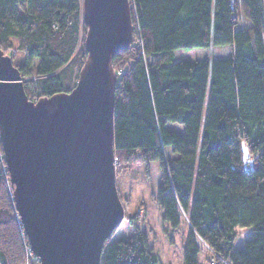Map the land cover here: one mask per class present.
I'll return each mask as SVG.
<instances>
[{
	"label": "trees",
	"instance_id": "trees-1",
	"mask_svg": "<svg viewBox=\"0 0 264 264\" xmlns=\"http://www.w3.org/2000/svg\"><path fill=\"white\" fill-rule=\"evenodd\" d=\"M130 3L132 42L111 61L115 170L158 163L161 219L176 229L183 215L188 226L181 264H200L201 247L204 264H264V0ZM85 30L81 0H0V49L32 101L74 87ZM210 44L232 54L172 58ZM137 220L132 236L104 241L99 264H159ZM238 228L250 236L234 248ZM25 245L0 144V264H23Z\"/></svg>",
	"mask_w": 264,
	"mask_h": 264
},
{
	"label": "water",
	"instance_id": "water-1",
	"mask_svg": "<svg viewBox=\"0 0 264 264\" xmlns=\"http://www.w3.org/2000/svg\"><path fill=\"white\" fill-rule=\"evenodd\" d=\"M86 58L74 87L28 99L0 49V144L12 201L39 264H99L124 219L115 183L113 56L133 37L129 0H81Z\"/></svg>",
	"mask_w": 264,
	"mask_h": 264
},
{
	"label": "rangeland",
	"instance_id": "rangeland-1",
	"mask_svg": "<svg viewBox=\"0 0 264 264\" xmlns=\"http://www.w3.org/2000/svg\"><path fill=\"white\" fill-rule=\"evenodd\" d=\"M83 36L85 37V33ZM83 38L82 40L84 41ZM11 53L13 62L22 60V53L14 50ZM231 54L232 47L229 45L216 46L210 44L207 47L175 49L172 58L174 61L212 60L227 58ZM7 55L9 56L8 53ZM168 127L180 134L183 130L182 126L177 123H169ZM171 153V149L166 147L165 156L168 158ZM115 183L119 199L123 205L124 219L112 232L109 241H118L132 236L134 234V226L130 223L129 218L137 215L136 228L146 234L150 247L158 256L159 264H181L184 238L187 234L188 226L183 215H181L182 221L176 229H171L161 219V211L155 200L157 187L160 183L158 163L153 161L148 165L141 162H132L127 165L120 164L115 170ZM249 236V229L238 228L237 237L233 245L234 248L242 246ZM205 257L206 252L201 247L198 262L204 264L203 260ZM23 264H39L27 245L24 247Z\"/></svg>",
	"mask_w": 264,
	"mask_h": 264
},
{
	"label": "built area",
	"instance_id": "built-area-1",
	"mask_svg": "<svg viewBox=\"0 0 264 264\" xmlns=\"http://www.w3.org/2000/svg\"><path fill=\"white\" fill-rule=\"evenodd\" d=\"M129 3H130V0H129ZM130 5H131V8H133L134 7V5H133V3H130ZM12 52V51H11ZM114 162H116V157L114 156ZM29 251H30V249H29ZM31 252V251H30ZM32 253V252H31ZM33 255V254H32ZM34 256V255H33ZM35 257V256H34ZM38 260V259H37Z\"/></svg>",
	"mask_w": 264,
	"mask_h": 264
},
{
	"label": "crops",
	"instance_id": "crops-1",
	"mask_svg": "<svg viewBox=\"0 0 264 264\" xmlns=\"http://www.w3.org/2000/svg\"><path fill=\"white\" fill-rule=\"evenodd\" d=\"M244 243V242H243ZM199 261V260H198Z\"/></svg>",
	"mask_w": 264,
	"mask_h": 264
}]
</instances>
